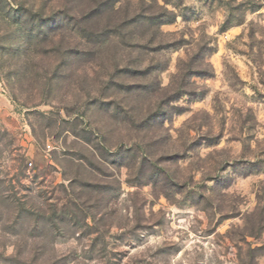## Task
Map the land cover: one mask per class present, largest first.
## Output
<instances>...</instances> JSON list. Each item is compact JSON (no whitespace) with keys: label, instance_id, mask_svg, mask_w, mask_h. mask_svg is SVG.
Here are the masks:
<instances>
[{"label":"rangeland","instance_id":"obj_1","mask_svg":"<svg viewBox=\"0 0 264 264\" xmlns=\"http://www.w3.org/2000/svg\"><path fill=\"white\" fill-rule=\"evenodd\" d=\"M0 93V264H264V0H0Z\"/></svg>","mask_w":264,"mask_h":264},{"label":"trees","instance_id":"obj_2","mask_svg":"<svg viewBox=\"0 0 264 264\" xmlns=\"http://www.w3.org/2000/svg\"><path fill=\"white\" fill-rule=\"evenodd\" d=\"M73 203H74L73 206H72L73 208L70 209V210H72L73 214L74 215H77L78 214L77 210L78 211H81L83 213V211L80 209L81 208V205L78 204V202L76 201V199L73 201ZM67 214H68V211H66V210H63V211H60V212L55 211V212H53L50 215V221H52V222L55 221L56 222L58 216L65 217V216H67ZM84 216H86V215L84 214ZM262 249H263L262 246L256 247V248H250L249 249V252H248L249 255H248V261H247V263L248 264H257V261H256L257 251H260Z\"/></svg>","mask_w":264,"mask_h":264},{"label":"crops","instance_id":"obj_3","mask_svg":"<svg viewBox=\"0 0 264 264\" xmlns=\"http://www.w3.org/2000/svg\"><path fill=\"white\" fill-rule=\"evenodd\" d=\"M0 101L5 103L7 106V98L3 93H0Z\"/></svg>","mask_w":264,"mask_h":264},{"label":"built area","instance_id":"obj_4","mask_svg":"<svg viewBox=\"0 0 264 264\" xmlns=\"http://www.w3.org/2000/svg\"><path fill=\"white\" fill-rule=\"evenodd\" d=\"M30 165H32V163H30Z\"/></svg>","mask_w":264,"mask_h":264}]
</instances>
